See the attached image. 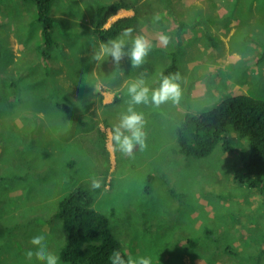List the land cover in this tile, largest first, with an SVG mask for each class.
<instances>
[{"label":"rangeland","instance_id":"1","mask_svg":"<svg viewBox=\"0 0 264 264\" xmlns=\"http://www.w3.org/2000/svg\"><path fill=\"white\" fill-rule=\"evenodd\" d=\"M1 1L0 14L13 23H20L18 16H28L35 9L32 2ZM89 39L88 36L78 42ZM259 43L264 45L262 41ZM57 56L68 69L69 76L84 77L86 108L93 106V109L85 114L82 105L79 115L85 118L84 123L66 115L60 108L52 110L41 119L43 131L38 135H22L5 122L6 113L0 114V164L7 161V166H1L0 176H7L4 170L11 171L14 166L26 170L27 174L22 181L23 192L15 197L3 199L12 181L7 178L0 182V264H44L35 255L31 259L26 255L29 250H37L30 241L38 235L45 237L47 251L59 258V249L65 244L67 234L58 218L53 217L51 223L49 218L58 210L59 201L76 186L92 190L93 206L109 216L114 233L133 259L148 257L151 264L175 262L172 256L175 245L192 238L197 244H186V247L196 249L208 229L214 238L230 245L224 248L221 244L225 250L221 257L224 264H264V253L257 250L264 246V191L241 185L232 175L249 150V139L235 131L231 134L235 146L232 152L223 149L221 143L205 156H187L178 151V128L186 113L200 114L225 97L241 92L240 89L232 91L231 85L218 77L223 71L209 70L206 63V81L215 80L220 86H207L203 94L195 97L191 89L203 64L192 70L181 64L178 103L134 106L144 115L146 147L141 150L137 146L133 154L127 156L111 136L114 125L126 113L130 99L128 88L120 91L124 100L105 107L100 98L105 87L98 83L105 80L101 72L103 61L98 70L93 71L94 61L90 56ZM53 63L58 66V58H54ZM169 64L163 62L160 70ZM144 72L141 70V74ZM260 80L245 81L242 90L264 98V84ZM90 87L96 91L92 102ZM156 88L158 86L154 85L150 90ZM27 89L33 90L31 86ZM258 90L260 93L255 92ZM42 92L41 85L37 93ZM57 94L62 95V92ZM106 137L115 146L113 158L105 147ZM148 176L152 179L148 180ZM93 179L100 182L98 189L92 187ZM148 182L151 184L147 191ZM19 202H24V206L19 207ZM10 205L17 209L13 214H10ZM224 223L238 225L236 228L240 230H229L232 235L220 238ZM239 233L254 243L256 255L247 256L241 251L239 246L245 240L237 242L236 239L241 238L236 235ZM244 248L249 249V246ZM59 264L70 263L59 258Z\"/></svg>","mask_w":264,"mask_h":264},{"label":"crops","instance_id":"2","mask_svg":"<svg viewBox=\"0 0 264 264\" xmlns=\"http://www.w3.org/2000/svg\"><path fill=\"white\" fill-rule=\"evenodd\" d=\"M14 1L32 2L35 9L28 16H18L20 23H13L8 17L0 14V114L6 113L5 122L22 135H38L43 131L41 119L52 110L59 109L58 102H65L73 110V119L84 123L85 118L79 115L82 105L85 114L89 109H93V106L86 108L84 77L76 74L69 76L68 69L57 54H79L92 58L93 54L99 51L100 44L107 42L100 39L96 32L98 8L119 0H54L51 7L54 42L49 46L44 42L43 25L38 18L35 3L30 0ZM122 1L128 5L118 8L103 27H110L118 19L130 18L133 31L131 37L126 38L127 49L131 48L132 38L138 35L150 40L152 48L145 62L139 67H131L130 60L125 57L120 62V69H114L111 59L105 57L101 68L105 80L98 82L105 87L100 95L103 106L108 107L124 100L120 91L128 88L137 79H144L149 88L153 89L154 85L159 87L164 71L174 62L180 75V80L177 81L179 83L182 79L181 64L191 70L196 69L200 63L203 64L194 79L195 86L191 89L195 97L203 94L207 86H220V82L215 80L209 83L206 81V63L209 64V70L223 71L218 77L230 84L232 91L240 89V93H247L242 90V86L246 85L244 82L248 80L261 79L264 84V45L260 46L259 43H264V31L260 29L264 28V0ZM122 33L123 31L114 38ZM161 35L170 38L167 45L160 42ZM88 36L90 39L86 42H78L81 39L86 40ZM54 58H58V66L53 63ZM62 58L66 59L65 56ZM166 61L170 64L161 71L160 66ZM101 62H93V71L98 70ZM141 70L145 72L141 74ZM159 70L160 76H157ZM62 72L64 75H61ZM41 85L43 92L38 94ZM28 86L32 87L31 92L28 91ZM57 92H62V95ZM88 92L92 94L91 99L96 91L90 87ZM255 92L260 93L259 90ZM118 93L120 97L117 96ZM69 95L71 96L68 97ZM64 113L66 114L65 111ZM106 140L105 147L113 158L115 146L109 143V137H106ZM5 164L7 161L0 164V170ZM4 171L8 175L2 176L1 181L8 178L12 183L6 195L0 193L3 199L15 197L23 192L22 181L27 175L26 170L14 166L11 171ZM24 204L19 202L18 206L23 207ZM16 210L10 205V214ZM38 225L43 230L41 223ZM224 225V233L219 234L223 239L232 235L230 231L240 230L236 228L238 225ZM212 235L209 230H205L206 237L198 241L196 249L186 247V244H197L192 238L178 242L172 252L175 262L170 264H224L221 257L224 256L225 250L221 244H224V248L230 245L220 242ZM233 235L241 237L236 239L237 242L245 240L239 246L242 252L247 256L256 255L259 247L254 249V243L247 240L246 235ZM209 237H213L212 240H209ZM246 246H249V249L244 248ZM261 249L264 250V246Z\"/></svg>","mask_w":264,"mask_h":264},{"label":"trees","instance_id":"3","mask_svg":"<svg viewBox=\"0 0 264 264\" xmlns=\"http://www.w3.org/2000/svg\"><path fill=\"white\" fill-rule=\"evenodd\" d=\"M37 7L38 18L43 25L46 45L54 42L51 7L54 0H30ZM128 4L122 0L98 8L96 32L103 41L112 40L120 32L131 28L130 18H121L110 27H103L107 19L121 6ZM180 75L174 62L164 71V76ZM58 106L70 117L73 110L65 102ZM35 120L36 117H34ZM238 132L249 139V150L242 162L235 166L233 178L241 185H248L264 191V98L250 93H239L225 97L212 108L200 114L186 113L178 128V151L187 156H205L221 143L226 151H234L231 134ZM3 179L0 176V181ZM151 176L148 180H151ZM146 184V190L150 188ZM98 189V188H97ZM60 220L66 230L67 239L59 249V258L70 264H111L109 257L119 251L127 259L129 255L120 239L114 233L109 216L93 206L92 190L76 186L59 201L58 210L49 218ZM208 230V229H206ZM264 253L263 249H259Z\"/></svg>","mask_w":264,"mask_h":264},{"label":"clouds","instance_id":"4","mask_svg":"<svg viewBox=\"0 0 264 264\" xmlns=\"http://www.w3.org/2000/svg\"><path fill=\"white\" fill-rule=\"evenodd\" d=\"M132 31V28H127L119 37L101 43L99 51L95 52L91 59L100 62L104 61L105 57L110 58L114 69H120V62L127 57L131 62V67L141 66L151 51L152 44L145 36L138 35L132 38L131 48L127 49L126 38L131 37ZM159 40L167 45L170 38L166 35H161ZM178 80V75L164 76L159 87L154 90H150L142 78L135 80L128 86L127 91L130 100L126 113L122 114L119 123L114 125L111 136V140L114 141L123 154L131 156L137 146L141 150L146 147V133L144 131L146 122L144 115L137 112L134 106L152 103L158 107L168 101L178 103L181 97V85L177 82ZM92 187L99 188L100 182L93 179ZM44 241L45 237L42 235L33 237L30 243L36 246L37 250L35 252L29 250L26 253L27 257L31 259L35 255L44 264H59V258L47 251ZM109 259L111 264H151V259L148 257L133 259L129 256L125 259L119 251H114Z\"/></svg>","mask_w":264,"mask_h":264}]
</instances>
